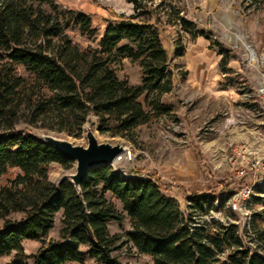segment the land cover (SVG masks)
<instances>
[{
  "label": "trees",
  "instance_id": "obj_1",
  "mask_svg": "<svg viewBox=\"0 0 264 264\" xmlns=\"http://www.w3.org/2000/svg\"><path fill=\"white\" fill-rule=\"evenodd\" d=\"M126 1L134 13L108 21L99 48H80L67 30L78 26L93 37L85 14L68 16L55 0H0V257L17 252L11 264H124L119 251L126 247L149 264H264V252L246 244L247 231L206 218L217 209L216 195L193 193L183 211L160 179L110 166L90 169L80 189L50 181L54 164L71 169L75 162L33 128L79 137L90 124L101 135L134 141L139 127L173 112L162 101L174 90V74L157 27L162 16L186 32L194 24L166 9L155 16V0ZM184 53L181 46L176 57ZM220 55L232 72L228 51ZM123 59L140 62L141 84L118 76ZM59 214L60 240L45 244ZM126 219V235L110 232V222ZM262 221L254 216V242L264 243ZM26 241L42 246L27 255Z\"/></svg>",
  "mask_w": 264,
  "mask_h": 264
},
{
  "label": "rangeland",
  "instance_id": "obj_2",
  "mask_svg": "<svg viewBox=\"0 0 264 264\" xmlns=\"http://www.w3.org/2000/svg\"><path fill=\"white\" fill-rule=\"evenodd\" d=\"M55 1L60 11L68 16L71 13H83L91 20V26L96 30L93 37L82 35L78 26H71L67 30L80 48H99L107 22H117L122 16L134 13L132 5L126 0ZM150 7L155 16L163 15L165 9V13L167 11L170 15L179 12V17L192 22L195 27L193 32H186L176 24L175 18L174 23H169L166 16H162L157 27L174 74V90L165 95L162 101L171 105L173 112L139 127L134 141L101 135L96 126L92 128L101 143L121 144L127 148V159L111 165L113 170L128 177H136L137 172L142 176L152 175L160 179L169 190L177 188V192L184 196L193 187V193L216 195L217 209L208 218L223 224L239 220L238 214H230L228 210V203L233 195L229 191L235 189L232 184L234 168L238 165L233 149L254 140L236 141L235 123L243 121L246 124L249 121L251 114L247 116L246 111L242 112L245 106L243 103L251 100L249 96L253 95V89L264 79V0H155ZM181 46L185 53L178 58L176 52ZM221 50L228 51L232 58L227 66L232 72L227 74L220 65ZM116 69L121 79L128 80L133 85L141 84L140 62L123 59ZM32 131L36 135L52 134L77 146L88 145L86 133L73 137L53 130L33 128ZM193 155L196 159L194 165L198 162L199 170L193 174L192 186L186 188L176 182V173H184L187 162ZM75 167L76 163L71 169L54 164L50 181L53 184L60 183L65 175L75 173ZM263 191L264 185L256 191L257 197L252 207L254 216L263 215L262 228ZM257 199H261V202ZM185 200V197L179 200L184 211L188 206ZM117 206L121 210L118 202ZM61 219L62 215L59 214L45 244L60 240ZM244 221L241 219L240 229H243ZM109 230L112 234L124 236L131 230V224L127 219L121 223L110 222ZM255 238L254 234L249 233L246 244L251 248L259 247L264 252V243L254 242ZM250 239H253L252 242ZM41 246L38 241L23 243L27 255L36 253ZM83 250L85 252L86 248ZM16 254L17 252H13L0 257V264H11ZM119 255L124 264L150 262L147 256L138 254L135 249L130 252L125 247L119 251ZM86 264L95 262L88 258Z\"/></svg>",
  "mask_w": 264,
  "mask_h": 264
},
{
  "label": "built area",
  "instance_id": "obj_3",
  "mask_svg": "<svg viewBox=\"0 0 264 264\" xmlns=\"http://www.w3.org/2000/svg\"><path fill=\"white\" fill-rule=\"evenodd\" d=\"M262 63L264 64V54ZM252 94L249 96L251 99L249 100L251 103L249 122L256 125V137L252 143H244L233 149L238 165L234 168L235 173L232 181L235 189H233L232 198L228 203V210L240 216L239 220L231 223L239 226L241 219H244L243 229L240 230L241 232L246 230L248 233H251L254 219L252 207L254 199L257 197L256 191L264 185V79L256 89H253ZM123 159L125 160L127 157L124 156L119 161ZM261 196L264 197V195ZM210 214H214V212L211 211ZM207 219L209 218L207 217Z\"/></svg>",
  "mask_w": 264,
  "mask_h": 264
},
{
  "label": "water",
  "instance_id": "obj_4",
  "mask_svg": "<svg viewBox=\"0 0 264 264\" xmlns=\"http://www.w3.org/2000/svg\"><path fill=\"white\" fill-rule=\"evenodd\" d=\"M85 129L88 141L87 147L74 145L72 142L52 134H35L37 138L51 145L64 157L76 163L75 173L65 175L61 181L68 180L77 189H80L90 169L114 165L128 154V150L124 145L101 143L90 124H87Z\"/></svg>",
  "mask_w": 264,
  "mask_h": 264
},
{
  "label": "crops",
  "instance_id": "obj_5",
  "mask_svg": "<svg viewBox=\"0 0 264 264\" xmlns=\"http://www.w3.org/2000/svg\"><path fill=\"white\" fill-rule=\"evenodd\" d=\"M224 75V74H223ZM245 106H244V109L242 110V112L246 111V115L248 116V114L250 113V110H251V103H243ZM235 126L237 127V129H235V131L237 132V135L235 137V140L236 141H246V142H249L250 140H254L255 137H256V127L254 128V125L250 124V122L248 121L246 124H244V122L242 121H237L235 123ZM243 126V127H241ZM242 133L241 135H239L238 133ZM190 153L193 151H189ZM195 157L193 155L192 158H189V162H187V168L184 169V173L181 172V171H177L176 174L177 175V179H176V182L180 184V186H184V187H191L192 184L194 183V173L196 170H199V165H198V162H196V165H194V161H195ZM192 165H194L195 167L192 168ZM181 172V173H180ZM184 178V179H183ZM164 187V192L166 193V195L172 197L173 199L177 200V202L179 203L180 201V198H183L185 197V201H186V204H188V199H187V196L191 195L194 190V187L191 189V192L189 193H186L185 196L184 195H181L180 193L177 192V188L175 189H172V190H169V188H167L166 186H163ZM172 191V192H170ZM187 195V196H186ZM180 204V203H179ZM181 208V206H180ZM181 210H183L181 208ZM184 211V210H183Z\"/></svg>",
  "mask_w": 264,
  "mask_h": 264
}]
</instances>
